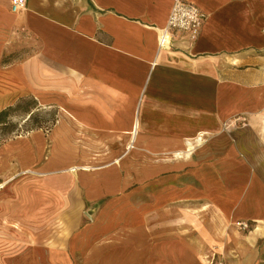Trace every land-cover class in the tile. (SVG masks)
Returning a JSON list of instances; mask_svg holds the SVG:
<instances>
[{
	"label": "crops",
	"instance_id": "1",
	"mask_svg": "<svg viewBox=\"0 0 264 264\" xmlns=\"http://www.w3.org/2000/svg\"><path fill=\"white\" fill-rule=\"evenodd\" d=\"M185 1L159 50L173 0H0L6 101L54 113L0 144V264H264V0Z\"/></svg>",
	"mask_w": 264,
	"mask_h": 264
},
{
	"label": "built area",
	"instance_id": "2",
	"mask_svg": "<svg viewBox=\"0 0 264 264\" xmlns=\"http://www.w3.org/2000/svg\"><path fill=\"white\" fill-rule=\"evenodd\" d=\"M26 7V0H9V10L18 14ZM206 20V15L194 4L185 0H173V4L165 27L160 31L158 38V49L164 50L170 46L173 37L186 36L189 43H194L201 32ZM237 226L246 230L245 223Z\"/></svg>",
	"mask_w": 264,
	"mask_h": 264
},
{
	"label": "rangeland",
	"instance_id": "3",
	"mask_svg": "<svg viewBox=\"0 0 264 264\" xmlns=\"http://www.w3.org/2000/svg\"><path fill=\"white\" fill-rule=\"evenodd\" d=\"M5 39L0 38V111L5 109L8 106H12L16 101H6V95L7 90L9 86L4 81L5 76L3 77V73L5 72V68L8 65L14 64L16 61H19V47L12 46L11 52L7 51V43L5 42ZM8 74V73H7ZM5 74V75H7ZM3 79V80H2ZM9 93V91H8ZM28 107L27 105L25 108ZM50 108L44 107V108H38L34 109L32 111V116H25L23 115V112L21 111H14L10 113L7 117V121L9 125L7 127L0 128V140L1 142H4L8 140L9 138L19 136V134L29 132L34 130L38 127H46L50 120L53 119L54 113L52 110H49ZM31 116V117H30ZM9 130V131H8ZM8 131V133H7ZM4 132V133H3ZM247 225V224H246ZM249 229V226L247 225V229ZM245 231V230H244ZM257 264V263H255Z\"/></svg>",
	"mask_w": 264,
	"mask_h": 264
},
{
	"label": "trees",
	"instance_id": "4",
	"mask_svg": "<svg viewBox=\"0 0 264 264\" xmlns=\"http://www.w3.org/2000/svg\"><path fill=\"white\" fill-rule=\"evenodd\" d=\"M26 105L28 107L25 108ZM35 108H36L35 103L32 100H30L29 98H20V99L18 98L12 106H8L5 109L0 111V128L3 129V127H7L9 125V123L7 121V117L10 113H12L14 111H21V112H23V115H25V116L26 115L32 116V114H33L32 111ZM38 128L43 129V127H41V126ZM8 131H7V133H8ZM1 141L2 140H0V144L2 143Z\"/></svg>",
	"mask_w": 264,
	"mask_h": 264
}]
</instances>
